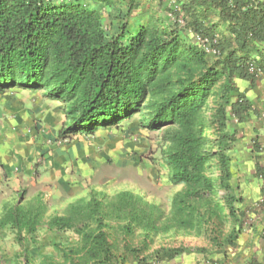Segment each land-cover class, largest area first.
<instances>
[{"label": "trees", "instance_id": "obj_1", "mask_svg": "<svg viewBox=\"0 0 264 264\" xmlns=\"http://www.w3.org/2000/svg\"><path fill=\"white\" fill-rule=\"evenodd\" d=\"M123 1L117 26L108 27L99 11L78 0H0V92L38 91L58 103L64 118L59 140L91 137L138 114L142 128L162 131L168 179L181 190L174 194L166 219L129 191L107 197L92 189L63 215L46 220L47 203L40 195L26 200L23 189L0 215V232L9 229L23 249L20 264L28 262V246L36 244V233L43 228L78 238L76 248L54 246L65 264H158L207 252L197 247L153 249L159 235L202 233L219 251L235 245L248 221L249 211L236 207L240 200L230 186L229 152L236 138L227 126L230 118L244 122L248 117L250 106L239 94L234 98L232 80L238 77L253 86L259 78L248 66L252 54H261L255 44L264 43V4L174 0L172 7L166 0H147L148 10L141 12L148 19L131 22L142 0ZM213 17L226 24L222 34ZM179 19L192 33L216 37L211 45L219 56L212 58L190 42ZM261 55L256 67L264 73ZM211 98L216 103L213 137L204 115ZM212 161L219 172L215 179L209 172ZM226 219L233 227L223 236ZM115 239L120 247L113 244ZM49 260L43 264H53Z\"/></svg>", "mask_w": 264, "mask_h": 264}, {"label": "rangeland", "instance_id": "obj_2", "mask_svg": "<svg viewBox=\"0 0 264 264\" xmlns=\"http://www.w3.org/2000/svg\"><path fill=\"white\" fill-rule=\"evenodd\" d=\"M53 3H64L68 0H52ZM86 7L95 9L100 12L104 26L111 24L116 27L118 24V15L124 11L125 3L123 0H114L113 6H103L96 0H78ZM144 6L146 4L144 3ZM147 6L143 9H146ZM142 10V9H140ZM162 16L170 18L169 13L162 12ZM141 15V14H140ZM140 15L135 13L132 15L131 22H135ZM144 19L146 15L144 14ZM182 20V19H181ZM182 31H185V37L195 43L194 34L190 30L185 29L184 21L180 23ZM184 28V29H183ZM210 56V55H209ZM216 58L214 56H210ZM10 97L27 104L32 109L31 114L34 115L35 122H41L40 117L44 116L45 111H49L50 117L47 122L54 125L55 131L61 126L64 118L60 105L54 103L42 96L41 92H25L22 90L12 91ZM18 95V99L16 97ZM215 110L216 103L212 98L208 100L205 106L204 115L212 128L208 130L209 134L215 136ZM40 116V117H36ZM54 131V132H55ZM57 154L67 155L66 167L63 171L64 184L60 185L55 180H51V184H46L44 192L40 195L47 203L48 209L45 219L53 215H63L67 206L79 199L87 198L89 190H96L104 193L107 197H113L121 191H129L132 194L141 197L144 201L157 207L166 219L171 214V200L176 192L181 190V186H173L168 179V170L165 166L162 151L165 143L162 140V131H148L142 128L140 116L136 114L132 119L125 121L120 127L112 129H100L94 136H76L57 144L58 140L54 137ZM53 151V150H51ZM48 152V151H47ZM46 153V152H45ZM230 170L233 174L230 186L236 198L239 200L241 196V187L244 180L247 184L253 183L250 175H245L243 171L244 158L235 151L229 152ZM209 172L212 178H216L219 174L215 162L210 163ZM35 165L34 168H37ZM245 175V176H244ZM255 177V176H254ZM222 189H218V195H222ZM35 197L31 190L26 192L25 199ZM17 198L14 195L10 202ZM236 207L241 210H248V221L253 219V210L256 205L249 208L240 207V202ZM222 227L223 236L227 234L233 227L231 220L224 222ZM6 235V238L0 237L3 241V248H8V254L4 257L0 254V264H20L23 261V249L19 248L13 241V236L9 229L0 232V236ZM6 240V241H4ZM114 245L118 244V239L112 240ZM137 240L132 241L134 245ZM79 245L78 238L72 233H57L43 228L36 233V244L28 246V262L25 264H43L44 259L48 258L53 264H65L61 258V254L55 248L57 246L76 248ZM55 246V247H54ZM169 248V247H197L204 248L209 254L214 253L212 245L204 234H196L195 232L185 233L184 231H170L154 238L152 248ZM230 248V246H228ZM1 248V245H0ZM223 249V248H222ZM232 249V248H231ZM1 252V251H0ZM190 253V252H189ZM195 254L193 264H203L202 261L206 256ZM19 260L17 261V256ZM189 254L187 253L186 256ZM226 255V253H225ZM238 257V256H237ZM213 258H218L213 255ZM164 261L158 264H188L189 257L183 260ZM213 264H220L218 262ZM9 262V263H8ZM181 262V263H179Z\"/></svg>", "mask_w": 264, "mask_h": 264}, {"label": "crops", "instance_id": "obj_3", "mask_svg": "<svg viewBox=\"0 0 264 264\" xmlns=\"http://www.w3.org/2000/svg\"><path fill=\"white\" fill-rule=\"evenodd\" d=\"M144 3L147 6V0H142L141 7L134 13L142 14L140 16L145 14L147 20L148 15L141 12L148 10L143 9L146 7ZM257 3L264 4V0H255L254 4ZM211 21L218 23L222 34L226 24L219 22L217 17H213ZM255 45L264 55V43ZM261 54H252L251 62L256 64ZM258 76L253 86L247 80L233 78V87L236 89L234 98L239 94L248 102L250 110L244 122L230 118L227 126L229 131L235 133L236 138L231 151L244 158L243 171L254 180L250 185L245 182L246 179L244 180V185L240 189L242 193L240 207L249 208L256 205L258 209L253 210V219L246 221L242 226L235 245L219 251L213 250L212 254H209L210 252L202 254L206 256L202 258L203 264H213L217 259L220 264H264V73L260 71ZM12 91L17 89L0 92V215L2 207L11 203L10 199L19 191L31 190L36 196L44 192L46 184H51V180L60 185L66 181L62 174L66 167L67 155L54 151L56 150L54 137L58 140L57 144H61L57 138L61 126L55 131L54 125L47 122L51 114L49 111H45L43 117L36 116L42 121L35 122L34 115L31 114L32 109L10 97ZM16 97L19 98L18 95ZM35 165L38 167L34 168ZM232 176L231 172V179ZM0 237L6 238V235ZM4 244L6 243L0 242V254L6 257L8 248H3ZM194 253L201 254L190 252L188 256L183 254L174 259L183 261L189 257L188 264H193L197 261ZM213 255H217L218 258H213Z\"/></svg>", "mask_w": 264, "mask_h": 264}, {"label": "built area", "instance_id": "obj_4", "mask_svg": "<svg viewBox=\"0 0 264 264\" xmlns=\"http://www.w3.org/2000/svg\"><path fill=\"white\" fill-rule=\"evenodd\" d=\"M167 3H169V6L172 5V7H175V2L174 0H166ZM251 2H255V0H250ZM182 20L179 19L178 22L180 23ZM194 40L197 45L201 47L202 50H204L205 53H207L210 56L217 57L219 56V51L212 47V43L216 42V37H214L212 40H210L207 37H204L199 34H194ZM249 72L250 73H256L259 74L260 70L256 67V64L253 62H250L248 66ZM62 143V141H61Z\"/></svg>", "mask_w": 264, "mask_h": 264}, {"label": "clouds", "instance_id": "obj_5", "mask_svg": "<svg viewBox=\"0 0 264 264\" xmlns=\"http://www.w3.org/2000/svg\"><path fill=\"white\" fill-rule=\"evenodd\" d=\"M60 141H62V143H63V142L66 141V140H60ZM62 143H61V144H62Z\"/></svg>", "mask_w": 264, "mask_h": 264}]
</instances>
